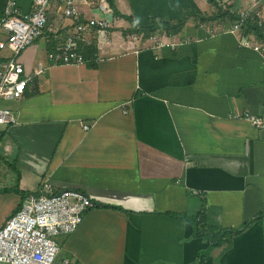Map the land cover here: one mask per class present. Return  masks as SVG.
<instances>
[{
  "label": "crops",
  "instance_id": "1",
  "mask_svg": "<svg viewBox=\"0 0 264 264\" xmlns=\"http://www.w3.org/2000/svg\"><path fill=\"white\" fill-rule=\"evenodd\" d=\"M76 2L80 20H110L109 34L98 40L94 28L81 44L94 43V56L50 65L20 98L0 100L15 116L0 124V226L47 179L95 202L56 237L52 264H264V127L245 116L264 119V41L244 47L229 31L231 14L253 6L264 31V0ZM155 21L182 24L167 34L174 47L131 41L132 23ZM74 22L52 3L19 55L25 69L44 63ZM9 55L0 50V67ZM17 175L24 199L9 189Z\"/></svg>",
  "mask_w": 264,
  "mask_h": 264
},
{
  "label": "built area",
  "instance_id": "2",
  "mask_svg": "<svg viewBox=\"0 0 264 264\" xmlns=\"http://www.w3.org/2000/svg\"><path fill=\"white\" fill-rule=\"evenodd\" d=\"M52 3L61 6L65 17L75 20L73 30L65 35L57 48L46 52L44 63L38 62L27 71L19 55L42 35ZM80 13L76 0H33L29 12L21 11L15 0H7L0 15V50L7 49L10 55L1 62L0 100L20 98L28 83L50 65L83 64L86 61L80 44L91 43L89 36L94 28L98 40L106 38L111 22L96 16L82 21ZM254 16L261 18L255 6L240 11L229 31L240 35L241 46L260 50L263 40H257L244 30L246 20ZM166 37L165 33L151 34L146 38L137 32L130 35L132 42L146 40L153 47H174L175 44ZM245 116L256 126L264 127V119ZM13 122V112L0 106V124ZM90 127V124L83 123L85 130ZM94 206L95 202L83 191L75 188L56 191L47 179L43 180L40 190L29 193L0 226V264H52L59 252L55 238L72 233L82 222L84 212ZM64 261L71 264L68 259Z\"/></svg>",
  "mask_w": 264,
  "mask_h": 264
},
{
  "label": "trees",
  "instance_id": "3",
  "mask_svg": "<svg viewBox=\"0 0 264 264\" xmlns=\"http://www.w3.org/2000/svg\"><path fill=\"white\" fill-rule=\"evenodd\" d=\"M219 10L221 11V8H219ZM225 13L227 14L228 12H225ZM116 14L118 15V12H114V15H116ZM219 15H224V13L222 12ZM231 15H232L234 20L238 19V15H235V14H231ZM217 16H218V14H215L214 16L207 17V18L210 19V18H214ZM204 18H206V17H204ZM204 18H201V19L203 20ZM261 24H262L261 18L259 19V18L254 16L252 18L247 19L245 24H244L245 33H250L257 40H263L264 41V31L262 30ZM181 25H182L181 23L174 24V23H167V22H162V21H155L153 23V25L148 27V28H137L134 25V23H132V26H131L129 32L141 33L146 38L149 35L155 34V33L175 34L179 31ZM80 51L83 54L84 59L87 60L88 58H91L92 56H94V53L96 52V46L93 43L91 45L81 47V44H80ZM18 181H19V175H17L15 185L9 189L20 193L22 196V199H24L26 196V193H24L23 191H21L19 189ZM181 217H183L184 219L187 218L186 216H181ZM259 217H263V215L257 216L256 219ZM189 219L192 222H194L196 225H200L204 222V216H201L199 219H196V218H189ZM250 222L251 221H247V222L243 223L242 226H240L237 229H232L231 232L238 233V232L242 231L243 229H245V227L247 225H249ZM201 231H200V233H201Z\"/></svg>",
  "mask_w": 264,
  "mask_h": 264
},
{
  "label": "rangeland",
  "instance_id": "4",
  "mask_svg": "<svg viewBox=\"0 0 264 264\" xmlns=\"http://www.w3.org/2000/svg\"><path fill=\"white\" fill-rule=\"evenodd\" d=\"M57 238H55V240H56ZM57 242V241H56Z\"/></svg>",
  "mask_w": 264,
  "mask_h": 264
}]
</instances>
